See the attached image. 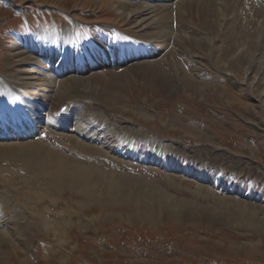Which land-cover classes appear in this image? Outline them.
Segmentation results:
<instances>
[{
	"label": "rangeland",
	"instance_id": "1",
	"mask_svg": "<svg viewBox=\"0 0 264 264\" xmlns=\"http://www.w3.org/2000/svg\"><path fill=\"white\" fill-rule=\"evenodd\" d=\"M186 1L136 28L133 0H0V82L13 99L0 109L22 98L62 108L53 120L75 117L76 131L171 159L141 164L80 139L79 157L122 179L114 198L100 171L86 192L0 155V264H264V21L247 0ZM61 28L44 50L86 74L26 88L20 40Z\"/></svg>",
	"mask_w": 264,
	"mask_h": 264
},
{
	"label": "bare ground",
	"instance_id": "2",
	"mask_svg": "<svg viewBox=\"0 0 264 264\" xmlns=\"http://www.w3.org/2000/svg\"><path fill=\"white\" fill-rule=\"evenodd\" d=\"M247 1L250 3V5L255 6L256 10L260 12L259 17H256V15H254V17L252 18L254 23H261L262 21H264V6H263L264 0H247ZM186 2H187L186 0H133V3L132 2H128V3H132L130 5L134 7L133 10L131 11V19L135 20V23L137 25L136 28L139 27L144 28L147 25V23L152 19V17L156 16L161 11H164L168 8H172L174 6L181 7L180 5L182 6L184 4L186 5ZM65 33H66V29L61 28L60 31L59 30L53 31L51 29V30L39 32L36 37L37 39L33 38L32 32L29 34V36H24V37L22 36L23 37L22 39L20 38L19 35L18 40L21 39L20 41L24 40L26 42L25 44L22 45L24 46L23 54L24 52L29 53L27 56L23 57V61H21L18 64L20 67H27V70L24 73L25 75L24 79L28 81L26 88L33 87L35 90H38V88L41 86L38 84L39 78H43L44 80L49 79V80L57 81L58 78L63 77L64 74L66 75L75 74L76 76H79L81 74H86L84 63H82L81 61H78V63L76 61L74 62L69 61L67 60L65 54L63 55L61 54L60 56L57 52L56 54H54L50 48H48V50H44L43 48L45 47L44 41L48 39L46 41L48 43L49 41H52L54 39L55 42L58 37L60 36L64 37ZM56 44L57 41L55 43V46ZM15 45H21V44L19 42H16ZM51 45L52 43H49V46ZM131 55H133V53H130L129 50H125L124 52L119 53V55H116V57L112 55L109 59V62L112 59L117 58L121 60L122 57H127ZM144 55L145 52H140L139 55L137 56L141 57ZM42 60L45 61L43 62ZM10 62L11 60L7 62L8 66L10 65L9 64ZM45 63L47 64L45 65ZM52 64L55 65L54 70L51 69V67H53ZM98 66L100 67L101 65ZM54 72L57 73V76ZM3 75H5V73ZM5 77H2V81L3 80L6 81ZM1 82H0V97L5 98V101H13V99H11L12 97L9 96L10 89L8 88L7 85L2 86ZM16 101H17L16 106L14 103L12 104L10 103L7 107L4 105L3 108L0 109V139L7 141L12 139L16 142V144L14 143L11 145L4 143V146H0V153H1L0 155L9 152L10 154H5V156L7 155L9 157V160L11 158L14 164L24 163L28 168H33L35 167V165L41 164L36 171V173L41 176L44 177L52 176L54 181L55 180L59 181L60 183H64L65 185L70 183L69 187L72 189L75 187V185L79 184L83 188L79 187L77 190L80 191L86 190V192L94 191L96 187L95 185H94L95 186L94 189L90 190L92 177L95 174H97L98 171H100V169L103 170L108 167L105 166V164H103V166L101 167H97L94 164L85 162L81 157H79V155H77L78 154L77 152H79L78 149L79 147L82 146L84 147V144L80 139H84L85 141L89 142V145H86L87 148L89 146H93L98 149L102 148L105 149L109 155L113 153L118 158L119 157L130 158V159L136 158L141 164L147 163L154 166H159L161 168L169 167L168 161L171 160L170 158L166 159L161 156H158V154L157 155L149 154V153L143 154V152H141L142 150L140 143L136 144V142H132L130 145L128 144L129 145L128 146L126 142L123 145L121 142L117 141L118 139H116L115 141V140H110V138L105 136L99 137L94 132L83 134L80 130L76 131L79 122L75 120V117H71L70 115H69L70 117L64 121L53 120L52 117L54 116L62 117L61 119L64 118L63 113L61 112L62 108L51 109L48 106L42 107L39 105L40 108L38 107L34 109L32 107V104L26 102L24 98ZM2 104H3V100L1 99L0 106ZM42 108L46 110H41ZM50 122H52V124H50ZM57 124H62V126H58ZM68 124L71 125L70 127H72L71 129L73 132L72 135L67 133L65 134L66 125L68 127L69 126ZM44 135L49 136L48 142L46 140H45L46 142L42 141V139L39 138L41 136L43 137ZM36 137H38L40 140H38ZM95 152H97V150H95ZM71 154H75L77 155V157L72 156ZM99 155H104V154L101 153ZM98 158L100 159V157ZM106 162H109V164H113L111 163V161H106ZM114 167L117 168V165H115ZM204 167L197 170L198 179L208 181L211 178L210 173L213 172H211V170L205 172ZM122 170L123 169L118 171L121 172ZM116 175H117L116 172H114L113 170L112 171L109 170V173L106 175L105 173L100 171V174L98 176V178L103 179L105 183L107 180L110 181V183L108 182L109 186L105 190V194L108 196H112L114 198L116 197V194L120 190L119 185L121 184L122 181V179L121 180L118 179V182L115 184L116 179L114 177ZM117 177L120 178V176L118 175ZM240 187L242 186L240 185ZM229 191L238 192L240 191V189L237 190L230 188ZM245 196L248 197V196H257V195L255 194L249 195V193L247 192ZM161 197H163L164 199V195H161ZM160 200L162 202L161 198ZM161 202L159 205L160 208L161 207L166 209L170 208L175 210L178 208L173 203L169 204L168 207H166L167 205H165L164 202L162 203ZM262 202H264V199L262 200ZM184 210H188V211H184ZM184 210L181 209L179 210L180 215L185 214L187 215L188 218L195 216V208L185 207ZM175 212L177 213L178 211Z\"/></svg>",
	"mask_w": 264,
	"mask_h": 264
},
{
	"label": "crops",
	"instance_id": "3",
	"mask_svg": "<svg viewBox=\"0 0 264 264\" xmlns=\"http://www.w3.org/2000/svg\"><path fill=\"white\" fill-rule=\"evenodd\" d=\"M47 223V222H46Z\"/></svg>",
	"mask_w": 264,
	"mask_h": 264
}]
</instances>
